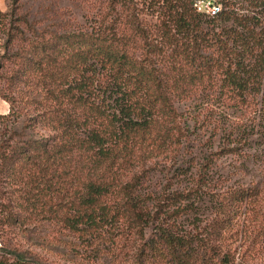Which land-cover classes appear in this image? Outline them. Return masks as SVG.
<instances>
[{
	"label": "trees",
	"instance_id": "16d2710c",
	"mask_svg": "<svg viewBox=\"0 0 264 264\" xmlns=\"http://www.w3.org/2000/svg\"><path fill=\"white\" fill-rule=\"evenodd\" d=\"M193 1L96 0L84 24L19 0L0 11V264H98L123 247L131 264H235L229 203L211 224L219 243L187 224L202 177L189 185L178 105L213 88L264 103V0L207 18Z\"/></svg>",
	"mask_w": 264,
	"mask_h": 264
},
{
	"label": "rangeland",
	"instance_id": "374dc122",
	"mask_svg": "<svg viewBox=\"0 0 264 264\" xmlns=\"http://www.w3.org/2000/svg\"><path fill=\"white\" fill-rule=\"evenodd\" d=\"M18 3L22 12H27L30 17L35 15L45 20L44 17L56 11H64L67 17L72 16L83 24L98 5L96 0H19ZM232 3L239 14L251 15L262 8L259 2L255 5L244 0H232ZM9 6L10 0H0V11H7ZM226 23L230 24L231 20ZM206 93L215 97L203 105L197 100L178 105L180 111H187L191 131L190 154L187 157L191 163L188 176L193 181H188L189 185H193L198 175L202 177L201 197L195 201L187 224L191 229L196 226L203 231L202 237L208 241L219 243L217 237L210 234L211 224L219 213L218 207L226 201L230 212L220 227L222 233L228 230L226 243L231 251L235 250V264H264L262 90L248 107L233 106L225 100V93L220 95L217 88ZM7 112L8 104L0 98V114ZM209 154L213 156L208 158ZM159 183L160 180L156 185ZM246 195L249 196L247 204L244 200ZM34 235L30 237L37 239ZM240 243L246 251L239 247ZM37 250L45 254L43 249ZM133 251L131 247H123L122 252L114 250L101 256L98 264H131ZM199 261L200 257L194 264H200ZM156 264L163 263L157 260Z\"/></svg>",
	"mask_w": 264,
	"mask_h": 264
},
{
	"label": "built area",
	"instance_id": "2783aa9c",
	"mask_svg": "<svg viewBox=\"0 0 264 264\" xmlns=\"http://www.w3.org/2000/svg\"><path fill=\"white\" fill-rule=\"evenodd\" d=\"M222 1L227 2L230 0H194L192 5L199 14L213 17L224 9Z\"/></svg>",
	"mask_w": 264,
	"mask_h": 264
}]
</instances>
